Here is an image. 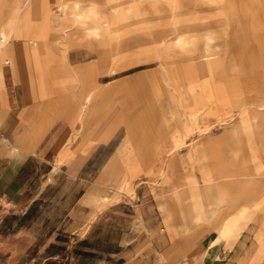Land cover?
<instances>
[{
  "label": "rangeland",
  "instance_id": "obj_1",
  "mask_svg": "<svg viewBox=\"0 0 264 264\" xmlns=\"http://www.w3.org/2000/svg\"><path fill=\"white\" fill-rule=\"evenodd\" d=\"M49 3L54 5L56 13L60 12L54 0H49ZM4 13L5 11L0 15V21H3ZM124 32L106 39L104 43L94 42V46H89L85 40L72 43L70 62L78 68L98 58L96 48L110 52L119 45L124 53L101 64L91 77L89 86L81 73L76 74L78 77L75 82H70L71 73L61 71L58 80L64 82L58 84L60 89L53 93L47 90L40 93V88L49 86L47 71H52L53 65L58 64L54 57L57 52L49 53L52 59L49 66L43 62L41 69L46 73L43 78L29 77L31 84L27 86L22 84L21 77L26 82L28 74H36L41 69L33 66L34 62L31 60L23 61L19 68L16 57L13 56L11 62H5L9 55L3 51L1 57L3 68L8 73L13 106L8 101L5 82V85L0 82V92L5 99V109L4 106L2 109L0 107V112H7L8 116L2 131H5V135L13 143L18 142L25 130H28V136L21 141L24 145H21L22 151L19 154H9L10 150L6 146L5 153L0 152V155L18 164L36 154L50 140L56 143L54 172L65 175L66 185L71 184L69 191L73 194L72 205H76L77 209H87V213L81 216L89 224L100 216L107 226L114 225L122 232H128L129 229L125 228L132 227L138 234L144 230L143 216L150 215L152 223L155 221L162 234L172 242L173 253L182 255L184 264H192V261L195 264H251L252 261L264 264V255L258 259L256 221L248 225L232 247L228 248L227 241L223 238L210 248V242L217 235L223 217L233 211L231 204L226 201L216 206L202 197L200 209L204 220L192 223L187 232L180 234H171L159 206L160 200L164 198L181 196L180 191L176 190L177 184L192 178L202 184L201 167H213L216 171L229 174L237 163L243 161V156L251 151L247 142L239 140L243 137H238L237 125L246 114L254 113L264 123V104H261L264 103V38L260 42H256L259 37L253 38L255 44L251 46L260 57L261 63L258 66H254L248 59V45L241 41L234 43L235 37L221 38L220 47L225 55L226 70L221 80L229 89L232 88L233 94V87H236L241 93V99L247 102V112H241L236 104L223 105L220 100L207 101L204 107L195 105L194 96L186 86V76L191 75H186V67H164L157 59H151V53L145 56L138 53L134 41L147 33L144 24ZM49 33L51 39L57 34L54 30ZM73 37L79 35L74 34ZM236 51L241 53L238 65L232 61ZM168 67H172L170 70L174 82L169 81ZM111 80L125 84L126 98L121 97L122 93L112 91L107 99L109 106L100 108V96L94 109L96 115L86 120L88 124L83 126L78 119L81 113L79 108L76 107L75 112H71V103L76 102L72 98L73 93L78 95L85 91V85L86 89L88 87L92 90L94 85L105 89ZM61 88L65 90L62 91ZM38 91L39 95L36 96ZM27 93L32 95L25 99ZM57 93L67 95L66 104L52 108L51 101ZM208 106L216 108L209 111ZM17 122L21 132L15 137L9 127L12 124L15 126ZM247 129L245 127L244 131L247 132L244 133L249 134L250 143L257 146L255 153L264 159V128L254 125L253 130ZM2 136L0 134V142ZM62 146L68 152L67 157L59 156ZM79 146L82 149L81 156L80 152L77 154ZM140 152L142 154L139 155ZM124 180H130L131 185L122 187ZM94 194L107 199L97 204L92 200L88 201L87 196ZM137 194L145 196L138 197ZM6 201L5 198L2 202L7 204ZM141 204L152 209L145 210ZM178 207L174 211L176 215L182 211L192 212L193 205L179 203ZM77 216H80L79 213ZM176 242L179 244L176 245Z\"/></svg>",
  "mask_w": 264,
  "mask_h": 264
},
{
  "label": "bare ground",
  "instance_id": "obj_2",
  "mask_svg": "<svg viewBox=\"0 0 264 264\" xmlns=\"http://www.w3.org/2000/svg\"><path fill=\"white\" fill-rule=\"evenodd\" d=\"M54 2L59 6V13L53 10L54 5L52 6L49 0H23L21 5V0H0V15L5 11L3 21H0L2 85H5L1 57L3 51L10 57L6 58L5 62H11L13 56L16 57L19 68L23 61L31 60L34 62L33 66L39 69L43 68V62L47 64L46 66L50 65L52 59L49 53L55 51L57 54L54 57L57 58L58 64L53 65L52 71H47L49 86L48 88L42 86L40 93L46 90L53 93L54 90L60 89L58 84L64 82L58 80L61 71L71 73L70 82H75L78 77L76 74L81 73V77L89 86L91 77L101 64H105L110 58L116 59L117 55H123L124 52L119 45L110 52L96 48L98 58L78 68L70 62L69 51L72 43L85 40L89 46H94V42L104 43L106 39L117 37L129 28L144 24L147 33L134 41L138 53L143 56L151 53L153 55L151 59H157L164 67L185 66L188 70L186 75L191 74L186 76L188 79L186 86L194 96L195 105L204 107L207 101L220 100L223 105L236 104L241 112H247V102L241 99V93L233 87V94L232 88L229 89L221 80L226 70L225 55L220 44L221 38L225 36L235 37L234 43L241 41L248 45L249 52H246L248 59L254 66H258L261 63L260 57L251 46L255 44L253 38L259 37L256 42L264 38V0H54ZM51 30L57 32L52 39L49 37ZM74 34H78L79 37H73ZM240 56V51L233 54L232 61L236 65L240 62ZM170 68L172 67L166 69H169V81L172 82ZM19 72L21 77V71ZM44 73L41 69L36 74H28L26 82L25 78L21 77L22 84L28 86L31 77L43 78L46 74ZM89 89L88 87L86 89L85 85V91H80L78 95L73 93L72 96L76 104L71 103V112H75L76 107L79 108L81 113L78 119L82 121L83 126L88 124L86 120L96 115L94 109L100 96L101 102L98 101L100 108L109 106L107 99L110 98L112 91L122 93L121 97L126 98L127 87L119 81L111 80L105 89L100 85H94L92 90ZM61 90L64 91L65 88ZM57 94L53 98L54 102L51 101L52 108L66 104L67 95ZM29 95L27 93L25 99H28ZM37 95L39 91L36 92ZM214 108L216 107H209L208 110ZM254 125L264 128L261 117L256 113L246 114L237 125L238 137H243L239 140L247 142L251 151L243 156V161L237 163L231 173L216 171L213 167H201L202 184L196 178L184 181L176 185V190L180 191L181 196L160 200L159 206L171 234L187 232L192 223L204 220L200 209L202 197L207 198L209 204L216 206L226 201L231 204L233 211L223 217V223L218 227L217 235L211 240L210 248L223 238L227 241V247H232L248 225L256 221L255 237L259 242L257 253L258 259H261L264 255V159L257 156L254 150L257 146L251 144L250 135L244 133L247 132L244 131L245 127L251 131ZM27 133L28 130H25L16 143L4 139L10 150L9 154H19L22 151L21 145L24 143L21 144V141L27 138ZM80 148L81 146L77 154L80 152L81 156L83 154ZM67 153L65 146H62L59 156L67 157ZM131 183L130 180H124L122 187H129ZM106 199L107 197L98 194L87 196L88 201L92 200L96 204ZM179 203L193 205L192 212L182 211L179 215L174 214L179 208ZM253 262L251 264H260L259 261Z\"/></svg>",
  "mask_w": 264,
  "mask_h": 264
},
{
  "label": "crops",
  "instance_id": "obj_3",
  "mask_svg": "<svg viewBox=\"0 0 264 264\" xmlns=\"http://www.w3.org/2000/svg\"><path fill=\"white\" fill-rule=\"evenodd\" d=\"M3 71L13 106L8 73ZM0 103L5 109L1 92ZM7 117V112H0L2 153L4 139L13 143L2 131ZM13 125L9 130L17 137L19 122ZM55 145L47 140L36 154L18 164L0 155V198L13 206L0 213V264H184L182 255L173 253L172 242L155 221L152 223L150 215L143 216L144 230L138 234L132 227L122 232L114 225L107 226L100 216L90 224L83 219L87 209L73 207L71 184L66 185L63 173L54 172Z\"/></svg>",
  "mask_w": 264,
  "mask_h": 264
},
{
  "label": "built area",
  "instance_id": "obj_4",
  "mask_svg": "<svg viewBox=\"0 0 264 264\" xmlns=\"http://www.w3.org/2000/svg\"><path fill=\"white\" fill-rule=\"evenodd\" d=\"M5 198H0V213H6L8 212L10 209H12L13 207H8L7 204H11V202L9 200L6 201L7 204H4L2 201Z\"/></svg>",
  "mask_w": 264,
  "mask_h": 264
}]
</instances>
